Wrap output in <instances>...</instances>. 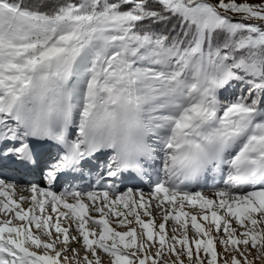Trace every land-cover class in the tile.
<instances>
[{"label":"snow or ice","instance_id":"obj_1","mask_svg":"<svg viewBox=\"0 0 264 264\" xmlns=\"http://www.w3.org/2000/svg\"><path fill=\"white\" fill-rule=\"evenodd\" d=\"M261 258L264 0H0V264Z\"/></svg>","mask_w":264,"mask_h":264},{"label":"rangeland","instance_id":"obj_2","mask_svg":"<svg viewBox=\"0 0 264 264\" xmlns=\"http://www.w3.org/2000/svg\"><path fill=\"white\" fill-rule=\"evenodd\" d=\"M254 2H258V0H254ZM94 178H95V176H94ZM11 180H13L12 178H10ZM19 179L21 180V178L19 177ZM30 182H32V183H36V184H38L39 183V185L41 186V187H47L46 186V184H45V180L43 181H40L39 179L38 180H32V181H30ZM30 182H24V184H26V185H29V183ZM56 186V188L54 189V190H56L57 192H60L61 190H60V184H57V185H55ZM145 191V193H147L148 191H146V190H144ZM203 192H204V194L205 195H208V196H211L212 195V193L210 192V190L208 189V190H203ZM20 193H19V191H17V195H19ZM25 195H29L28 193H24ZM25 207H27V205H25ZM117 230H123V229H117ZM254 255H255V253H254ZM257 264H264V258H261L260 260H258L257 261Z\"/></svg>","mask_w":264,"mask_h":264},{"label":"bare ground","instance_id":"obj_3","mask_svg":"<svg viewBox=\"0 0 264 264\" xmlns=\"http://www.w3.org/2000/svg\"><path fill=\"white\" fill-rule=\"evenodd\" d=\"M21 178V180H24L22 177H20Z\"/></svg>","mask_w":264,"mask_h":264},{"label":"trees","instance_id":"obj_4","mask_svg":"<svg viewBox=\"0 0 264 264\" xmlns=\"http://www.w3.org/2000/svg\"><path fill=\"white\" fill-rule=\"evenodd\" d=\"M162 27V26H161Z\"/></svg>","mask_w":264,"mask_h":264}]
</instances>
